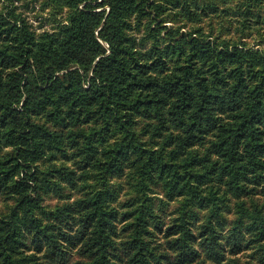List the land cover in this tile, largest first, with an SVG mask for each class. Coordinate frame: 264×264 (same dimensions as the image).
I'll return each instance as SVG.
<instances>
[{
  "label": "trees",
  "instance_id": "trees-1",
  "mask_svg": "<svg viewBox=\"0 0 264 264\" xmlns=\"http://www.w3.org/2000/svg\"><path fill=\"white\" fill-rule=\"evenodd\" d=\"M254 34L264 0H4L0 264H264Z\"/></svg>",
  "mask_w": 264,
  "mask_h": 264
},
{
  "label": "rangeland",
  "instance_id": "rangeland-1",
  "mask_svg": "<svg viewBox=\"0 0 264 264\" xmlns=\"http://www.w3.org/2000/svg\"><path fill=\"white\" fill-rule=\"evenodd\" d=\"M236 1L237 0H217V2L221 5V7L235 6ZM3 4H4V0H0V7H2ZM17 4H23V3L17 2ZM18 10L25 11V13L29 16L30 21L32 22V24L38 31H42L44 28L51 29L53 26L54 21L50 19L47 8L45 9L42 8L39 5V1L35 3L34 2L29 3L28 6L22 5ZM35 16H38V18ZM193 26L194 27L202 26L205 29V31H208L211 28H214L215 31L222 30L225 33V36H228V37L236 35L233 33L235 31L234 24L230 23L227 18H224L222 16H215L211 20H209L208 18H205L203 19L202 22L189 24L188 28H191ZM254 36H257V35L254 34L253 36L247 37L246 38L247 42H249L250 44L254 46L264 47V43L262 45H257L258 38H254ZM156 190H159V188L157 187ZM156 196H158V194ZM256 198L259 200L260 204L264 205V198H260V199L258 197ZM46 203L55 204L56 198L54 197L48 198ZM170 207L173 209L174 204H171ZM245 256L246 258H248L247 257L248 255H245Z\"/></svg>",
  "mask_w": 264,
  "mask_h": 264
}]
</instances>
